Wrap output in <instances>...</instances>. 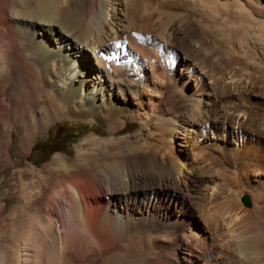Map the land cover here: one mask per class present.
<instances>
[{"label":"bare ground","instance_id":"obj_1","mask_svg":"<svg viewBox=\"0 0 264 264\" xmlns=\"http://www.w3.org/2000/svg\"><path fill=\"white\" fill-rule=\"evenodd\" d=\"M113 8L107 7L104 14L101 0H0V113L8 107L15 111L13 124L0 114V168L17 165L8 151L13 130L25 154L31 139L43 134V126L66 111L107 119L129 107L128 94H136L143 81L123 59L118 34H107L108 9ZM236 51L239 63L264 76V67L253 59L257 51L264 56L263 48ZM44 102L49 107L38 112L35 107ZM240 114H245L243 108L230 107L223 123L235 124L231 115ZM238 126L243 132L240 122ZM118 129L110 127L113 133ZM152 134L90 136L72 159L58 155L44 167L26 164L13 170L8 184L16 186L12 193L18 202L7 217L0 204V263L72 264L154 233L170 237L169 258L178 256L179 264H264L256 220L264 216V151L245 153L242 146L241 155L237 150L222 152L221 165L232 166L237 176H255L253 208L238 203L233 214L224 208L221 227L201 237L190 219L192 206L200 205L203 211L202 202L218 201L223 189L210 184L203 201L196 199V190L182 191V169L174 167L171 155L161 151ZM207 216L211 220L212 215ZM76 228L89 236L75 238L71 232ZM17 251L21 262L14 261Z\"/></svg>","mask_w":264,"mask_h":264},{"label":"rangeland","instance_id":"obj_2","mask_svg":"<svg viewBox=\"0 0 264 264\" xmlns=\"http://www.w3.org/2000/svg\"><path fill=\"white\" fill-rule=\"evenodd\" d=\"M101 1L104 14L107 7H115L108 9L107 34H118L116 41L123 59L129 68L133 66L141 73L143 86L133 96L128 94L127 109L119 110L110 118L68 111L58 115L43 126L42 135L31 139L25 154L19 149L17 131L10 132L8 151L17 165L0 168L3 214L7 217L12 205L18 202V196L12 193L16 186L8 184L13 182V170L22 169L26 164L41 168L58 155L72 159L79 146L91 137L105 139L111 135L123 137L152 132L151 137L159 142L161 151L171 155L176 169H182L178 184L182 191L196 190V199L203 201L210 184L215 182L223 189V197L218 201L202 202L203 211L200 205L192 206L194 214L190 219L198 225L201 237L206 236L214 226L221 227L219 217L224 208H229L230 214L237 213L238 203L253 208L255 176L249 178L242 172L237 176L232 166L220 162L225 149L232 153L237 150L239 155L242 146L246 148L245 153L264 151V76L239 63L235 56L236 50L264 49V0ZM256 53L253 59L264 67L260 63L264 60L263 54ZM118 98L124 104L125 100ZM4 105L8 107L7 98ZM234 105L243 108L245 114L236 118L231 115L232 120L236 119L235 124L223 123L224 112ZM42 107L49 105L44 102L35 109L39 112ZM14 112L8 107L0 114L6 123L13 124ZM110 127L119 129L113 133ZM161 127L175 129L165 132L159 130ZM241 189L243 193L239 194ZM243 195L247 203L242 200ZM208 214L212 215L211 220ZM256 220L261 227L259 244L264 255V216ZM1 230L0 221V234ZM83 230L76 228L71 233L75 238L85 239L89 234ZM164 235L153 233L149 239H138L130 245L119 242L106 252L76 262L179 264L178 256L169 258L171 239ZM20 252L14 253V261L21 262Z\"/></svg>","mask_w":264,"mask_h":264},{"label":"water","instance_id":"obj_3","mask_svg":"<svg viewBox=\"0 0 264 264\" xmlns=\"http://www.w3.org/2000/svg\"><path fill=\"white\" fill-rule=\"evenodd\" d=\"M242 200H243L245 203H247V199H246V196H245V195L242 196Z\"/></svg>","mask_w":264,"mask_h":264}]
</instances>
